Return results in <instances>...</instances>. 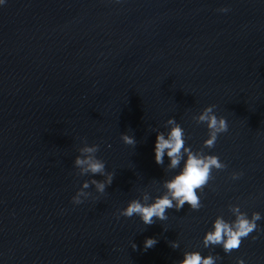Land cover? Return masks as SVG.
<instances>
[{
  "label": "water",
  "instance_id": "1",
  "mask_svg": "<svg viewBox=\"0 0 264 264\" xmlns=\"http://www.w3.org/2000/svg\"><path fill=\"white\" fill-rule=\"evenodd\" d=\"M207 104L228 129L203 150L227 166L198 192L202 207L185 203L150 225L117 218L171 174L167 157L153 160L154 129L166 130L173 116L200 148L207 129L191 117ZM121 132L136 144H124ZM85 143L99 146L114 175L103 194L90 186L96 199L73 204L88 178L72 163ZM233 171L243 174L233 180ZM229 204L259 211V231L229 253L204 248L211 220L232 218ZM146 237L157 243L144 249ZM192 249L219 254L216 264H264V0H6L0 264H176Z\"/></svg>",
  "mask_w": 264,
  "mask_h": 264
},
{
  "label": "clouds",
  "instance_id": "2",
  "mask_svg": "<svg viewBox=\"0 0 264 264\" xmlns=\"http://www.w3.org/2000/svg\"><path fill=\"white\" fill-rule=\"evenodd\" d=\"M5 3L6 0H0V6ZM217 10L223 13L228 12L229 8L221 6ZM215 108V104H207L191 117L197 124H203L207 129L206 138L202 140L200 148H193L191 144L186 143L185 129L173 116H169L163 122L166 130L154 129L153 160L157 165H163L167 157L166 168L171 174L160 181L162 190H156L155 194L144 192L138 197L129 199L115 213L117 218L136 216L144 225H150L156 221L166 220L168 209L178 211L185 203L193 210L202 207L198 192L202 191L212 178L213 169H223L227 166L216 154L203 150L205 147L211 148L218 134L228 129L225 117L217 115ZM120 139L127 145L136 144L135 137L128 132H121ZM98 147L95 143H85L77 149L78 154L72 161L73 166L78 169L79 176L88 178L80 182V186L70 197L73 204H80L89 198H97L92 191L88 190L90 186L94 188L95 194H103L106 187L112 183L114 173L106 170L104 160L96 155ZM242 174V172L233 171L230 175L234 180ZM96 175L102 178L96 179ZM228 209L232 213L231 219L217 214L204 231L201 237L204 248L219 245L224 253H229L240 246L242 238L254 230L259 231L257 221L262 218L259 211H253L249 216L239 204H229ZM253 239L256 237L253 236ZM156 243L155 237H146L143 248H150ZM169 244L173 249L179 247V241L176 239L169 241ZM131 246L136 248L134 242ZM218 259H220L219 254L214 255L211 251L208 254H202L198 249H192L183 251L182 258L176 264H216ZM235 264H246V262L242 257H236Z\"/></svg>",
  "mask_w": 264,
  "mask_h": 264
}]
</instances>
